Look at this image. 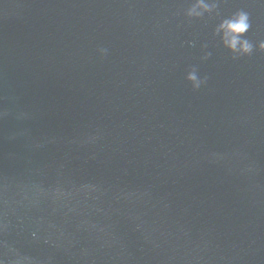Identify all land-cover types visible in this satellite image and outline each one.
I'll return each mask as SVG.
<instances>
[{
    "label": "water",
    "instance_id": "obj_1",
    "mask_svg": "<svg viewBox=\"0 0 264 264\" xmlns=\"http://www.w3.org/2000/svg\"><path fill=\"white\" fill-rule=\"evenodd\" d=\"M192 2L0 0V264H264V0Z\"/></svg>",
    "mask_w": 264,
    "mask_h": 264
},
{
    "label": "clouds",
    "instance_id": "obj_2",
    "mask_svg": "<svg viewBox=\"0 0 264 264\" xmlns=\"http://www.w3.org/2000/svg\"><path fill=\"white\" fill-rule=\"evenodd\" d=\"M216 5L208 0H193L186 9L185 15L189 18H200L205 13L211 12ZM251 27L249 14L244 10H238L231 16L222 19L214 28L213 35L220 37L224 48L231 53L232 58L248 56L253 52V44L245 37ZM260 51H264V41L256 46ZM106 50L100 49L103 54ZM206 58V57H205ZM185 79L192 84L194 90L199 89L202 80H199L194 71L189 72Z\"/></svg>",
    "mask_w": 264,
    "mask_h": 264
}]
</instances>
